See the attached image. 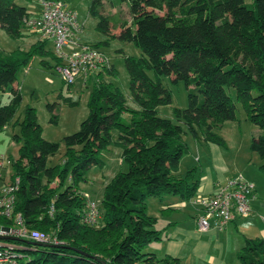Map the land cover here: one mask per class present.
Listing matches in <instances>:
<instances>
[{"label":"trees","instance_id":"16d2710c","mask_svg":"<svg viewBox=\"0 0 264 264\" xmlns=\"http://www.w3.org/2000/svg\"><path fill=\"white\" fill-rule=\"evenodd\" d=\"M120 1L127 4L129 21L120 23L117 36L142 53L124 57L133 107L125 104L117 87L97 77L88 94L87 116L76 131L63 136L61 161L47 166V156L57 151L59 143L42 138L33 107L26 106L21 119L15 118L22 99L19 88L12 87L7 102L0 104V129L8 124L18 127L12 135L19 142L11 165L19 178L14 211L27 227L53 232L59 240L57 244L12 240L27 246L19 249L18 264H183L176 257L144 251L160 239L155 217L145 211V200L164 194L182 200L193 197L198 188L196 168L176 174L179 158L187 153L180 123L195 138L194 126L203 141L223 145L213 130L235 119V101L261 130L251 138L249 149L260 158L258 168L264 174V0ZM100 5L101 0H90L88 11L98 16V27L107 30L109 21L99 14ZM38 14L14 0H0V28L14 37H21L25 20ZM46 41L39 38L26 50H0V89L14 81L16 69L33 55L52 59L55 69L62 64L52 45L44 46ZM39 62L49 68L45 58ZM144 66L151 67L156 77L181 80L187 89L194 84L201 100L188 89L187 106L173 108V120L158 116L156 107L168 104L170 94L158 80L146 77ZM101 68L115 74L112 65ZM229 87L234 100L226 91ZM63 101L72 104L68 97ZM109 146L120 150L127 168L106 182L97 206L99 217L87 223L86 197L76 183L84 179L86 167L100 163L98 154ZM70 170L73 183L61 193L59 185ZM55 180L57 186H51ZM0 222L8 224L3 218ZM236 259L237 264H264V241L245 239Z\"/></svg>","mask_w":264,"mask_h":264},{"label":"rangeland","instance_id":"374dc122","mask_svg":"<svg viewBox=\"0 0 264 264\" xmlns=\"http://www.w3.org/2000/svg\"><path fill=\"white\" fill-rule=\"evenodd\" d=\"M67 7L74 10L77 21L80 24V31L77 34V40L82 43L86 42L95 47L105 57L106 64L112 65L115 74H109L104 68L100 69L97 76L106 83H111L117 87L125 98V104L133 107L134 104L129 98L128 83L129 77L124 66V57H139L142 55L140 49L132 42L123 41L118 38L117 26L122 22L129 21V13L126 2L120 0H101L98 12L102 16H106L108 23L107 30L98 27V16L88 11L90 0H59ZM17 5L25 6L33 14L40 7L39 0H14ZM116 22V23H115ZM119 30V27H118ZM22 37H14L6 33L0 28V50L3 52L11 51L15 48L28 49L30 45L39 38L30 28H22ZM49 46V43H46ZM41 57L33 55L25 66H20L15 71V78L12 83H8L0 89V104L7 102L8 93L13 85H17L20 89L21 102L15 113V118L21 119L24 108L26 106L33 107L36 115V121L41 128V136L47 141L58 142L59 146L56 152L47 156L46 165L51 166L61 161L64 152V144L62 138L64 135L70 134L79 128L80 122L87 116V98L93 82L97 78L91 75L88 80L83 83L79 75L76 76L73 83L69 86L63 82L53 67L42 68L38 61ZM52 62V61H51ZM143 71L147 78L151 81L158 80L161 85L168 90L170 94V102L168 104L156 107L158 116L167 117L173 120V108H185L187 106V92L191 89L193 93L201 100L200 93L194 88V84H190L188 89L185 88L183 82L173 79L171 76L156 77L151 67H143ZM231 98L234 100V90L226 88ZM70 98L72 104L65 103L63 99ZM51 107V110L48 108ZM123 119L127 120V113H124ZM54 117V120H51ZM183 128L181 138L187 146V153L179 158L177 175L182 176L184 172L192 165L197 166L196 156L202 154L207 157L209 152L213 156L210 143L203 141L199 134L198 127L194 126L198 137L195 138L184 124L180 123ZM223 139V145H215L219 152L231 161H226L227 166H237L240 168L247 162H261L258 155L249 149L250 140L261 132V130L250 122L239 103L235 101V119L226 120L220 126L213 130ZM14 133H18L16 125L8 124L0 129V153L15 159L17 157V148L19 142L12 138ZM111 136H116V131H110ZM120 150L114 146H109L100 151L98 154V164H91L86 167L84 179L78 180L76 187L89 197L97 206L101 199L103 187L106 182L118 171H125L126 164L120 159ZM73 170L67 171L62 178V184L58 190L64 193L73 183ZM242 175L241 171L231 174L229 177ZM228 176L224 179H228ZM222 180L221 182H223ZM57 186L55 180L51 186ZM170 194H164L161 197H168ZM158 197H149L145 200V211L150 216L157 215L159 207H157ZM154 217V216H153ZM3 224L0 222V226ZM21 248L27 249L24 243H16ZM145 250V248H144ZM23 253V252H22ZM27 253V252H25Z\"/></svg>","mask_w":264,"mask_h":264},{"label":"built area","instance_id":"2783aa9c","mask_svg":"<svg viewBox=\"0 0 264 264\" xmlns=\"http://www.w3.org/2000/svg\"><path fill=\"white\" fill-rule=\"evenodd\" d=\"M40 10L36 17L25 20L26 27L36 32L40 39L51 42L54 53L62 64L57 67L60 79L71 84L77 75L84 78L106 64L105 57L95 47L77 41L80 24L76 13L59 0H40ZM13 159L0 153V218L8 224L0 226V237L28 239L35 242L57 244L53 232H44L27 227L20 213L14 211L15 193L19 178L11 168ZM253 184L241 175L217 181L212 193L190 198V203L200 209L196 216V227L206 230L210 224L221 229L225 223L249 213L248 200ZM84 220L95 223L99 217L98 207L87 195ZM48 212H52V205ZM20 246L10 239L0 238V264H18Z\"/></svg>","mask_w":264,"mask_h":264},{"label":"crops","instance_id":"0c3cea01","mask_svg":"<svg viewBox=\"0 0 264 264\" xmlns=\"http://www.w3.org/2000/svg\"><path fill=\"white\" fill-rule=\"evenodd\" d=\"M243 1L251 2V0ZM39 10L40 7L34 14L37 15ZM47 42L51 46V42ZM41 58L49 62V67L52 66V59L47 56ZM39 61V66L46 68ZM54 70L57 72V68ZM96 73L97 70L85 78L79 76L85 83L91 75L97 77ZM12 87L18 86L15 84ZM210 145L213 156L211 157L209 152L207 157L198 154L196 156L198 168L195 165L191 166L196 168L198 176V188L192 198L212 193L217 181L225 180L227 176L241 171L243 178L253 184V191L248 200V215L234 218L225 223L221 229L210 224L206 230L199 231L195 220L200 214V209L196 205L193 206L189 200H182L175 195L159 197L156 203L159 207L158 214L152 216L156 219L154 228L160 231V239L147 244L144 251L153 253L156 257L164 255L176 257L183 264H237L236 253L244 245L245 239L258 238L264 241V174L258 168L259 159L255 163L244 162L240 170L237 166H227L226 161H231L229 156L227 155L225 159L215 146L217 144L210 143Z\"/></svg>","mask_w":264,"mask_h":264},{"label":"water","instance_id":"95a60500","mask_svg":"<svg viewBox=\"0 0 264 264\" xmlns=\"http://www.w3.org/2000/svg\"><path fill=\"white\" fill-rule=\"evenodd\" d=\"M0 238H5V239H10V240H17L16 238L13 237H0ZM31 243H35L34 241H30Z\"/></svg>","mask_w":264,"mask_h":264}]
</instances>
